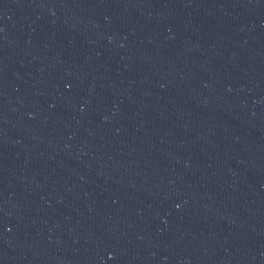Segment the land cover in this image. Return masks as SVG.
Wrapping results in <instances>:
<instances>
[{"label":"water","instance_id":"water-1","mask_svg":"<svg viewBox=\"0 0 264 264\" xmlns=\"http://www.w3.org/2000/svg\"><path fill=\"white\" fill-rule=\"evenodd\" d=\"M0 264H264V0H0Z\"/></svg>","mask_w":264,"mask_h":264}]
</instances>
